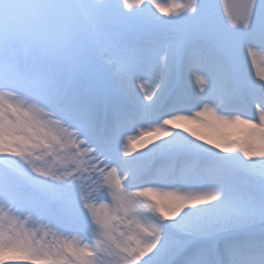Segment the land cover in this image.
<instances>
[{
    "label": "snow or ice",
    "instance_id": "6c2138e0",
    "mask_svg": "<svg viewBox=\"0 0 264 264\" xmlns=\"http://www.w3.org/2000/svg\"><path fill=\"white\" fill-rule=\"evenodd\" d=\"M0 264H264V0H0Z\"/></svg>",
    "mask_w": 264,
    "mask_h": 264
},
{
    "label": "rangeland",
    "instance_id": "374dc122",
    "mask_svg": "<svg viewBox=\"0 0 264 264\" xmlns=\"http://www.w3.org/2000/svg\"><path fill=\"white\" fill-rule=\"evenodd\" d=\"M253 72H255V69H253Z\"/></svg>",
    "mask_w": 264,
    "mask_h": 264
}]
</instances>
